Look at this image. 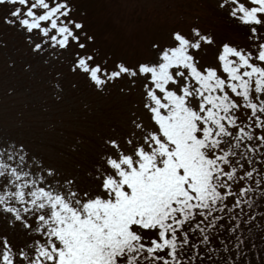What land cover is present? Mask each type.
<instances>
[{"label": "snow or ice", "instance_id": "6c2138e0", "mask_svg": "<svg viewBox=\"0 0 264 264\" xmlns=\"http://www.w3.org/2000/svg\"><path fill=\"white\" fill-rule=\"evenodd\" d=\"M0 10L54 100L64 68L119 98L59 151L22 111L0 113V264H240L246 233L264 231V0H215L227 32L197 18L132 59L98 46L77 0Z\"/></svg>", "mask_w": 264, "mask_h": 264}, {"label": "rangeland", "instance_id": "374dc122", "mask_svg": "<svg viewBox=\"0 0 264 264\" xmlns=\"http://www.w3.org/2000/svg\"><path fill=\"white\" fill-rule=\"evenodd\" d=\"M77 7L89 29L95 32L98 46L104 51H111L129 59L144 51L148 40L160 37L173 25H186L188 22L196 21L197 18L199 23L209 27L216 28L219 27L217 24L222 26L226 23V20H221L214 10L215 0H77ZM212 17L216 23H213ZM216 30L222 32L218 28ZM10 32L17 41L9 43L10 46L6 50L8 54H14L23 62L26 59L25 50L17 34L12 29ZM2 51L0 50V55H3ZM5 61L4 58V63H1L0 59V72L1 68L7 65ZM31 74L35 73L24 72V78L37 79ZM67 79L71 82L69 88H73L71 85L75 78L69 74ZM73 89L78 99L74 107L76 111L82 113L87 106L86 102L89 101L86 111L90 114L89 123L93 131L98 130L100 123L116 116L118 111L116 104L119 98L115 91L109 95H97L83 83ZM75 125L69 123L67 119L64 125L61 123L57 128L76 133ZM92 130L90 133H93ZM55 134L61 136L59 132Z\"/></svg>", "mask_w": 264, "mask_h": 264}, {"label": "trees", "instance_id": "16d2710c", "mask_svg": "<svg viewBox=\"0 0 264 264\" xmlns=\"http://www.w3.org/2000/svg\"><path fill=\"white\" fill-rule=\"evenodd\" d=\"M213 20V23H216L214 18ZM217 26L219 27L216 28L220 29L222 33L227 32L230 29V25L227 21L225 25L222 24L221 26L217 24ZM10 30V28H5L3 26L0 28V39L7 40L8 46H10L9 43L17 41V38L11 35ZM92 32L95 33L94 31ZM2 53L3 55H0L1 63H4V58L6 59L8 55H11L17 60V64L14 69H10L7 65L6 67L1 68L0 113H7L8 117H12L15 116L17 112L22 111L28 118L30 125L36 129L38 134L42 132L44 135L56 140L57 151L67 148V145L77 136L90 137L93 135L95 131L92 130V127H90L91 124L89 123L91 117L86 111L89 101L86 102L87 106L82 113L75 110V103L78 99L77 96H75L74 89L69 88L71 82L67 79L69 73L66 68L63 69L65 72L63 99L56 101L52 98L51 92L47 87V69L37 63L32 70V73L35 74L31 75L37 78L38 81L33 78L25 79V71L23 70L21 60H19L14 54H8L7 50H3ZM9 86L16 90L15 94L12 96L7 94V88ZM113 93L114 91L111 94ZM7 98H9L10 101L7 100ZM9 103L10 105L7 106ZM67 119L69 123L76 124L74 127L77 129V131H75L76 133L69 131H67V133L64 131L61 133V136L58 137L55 132L47 128V124L51 121H56L57 125H60L61 123L64 125L65 120ZM59 122L60 124H58ZM70 128L73 129V127ZM91 130L93 133H90ZM221 235H227V232L225 231L221 233ZM213 242L219 245V241L215 240V237H213ZM244 247L247 248L248 251L245 253L244 257H241L240 264H243L245 259L249 264H264V231L258 228H253L250 233H246ZM257 253L260 255L257 256Z\"/></svg>", "mask_w": 264, "mask_h": 264}]
</instances>
